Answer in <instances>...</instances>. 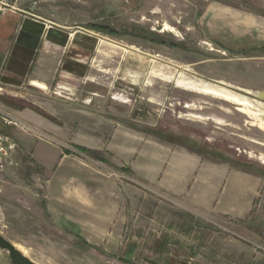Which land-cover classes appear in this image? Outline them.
Masks as SVG:
<instances>
[{
  "label": "rangeland",
  "instance_id": "374dc122",
  "mask_svg": "<svg viewBox=\"0 0 264 264\" xmlns=\"http://www.w3.org/2000/svg\"><path fill=\"white\" fill-rule=\"evenodd\" d=\"M15 6L54 39L55 30L70 37L35 53L14 37L0 41V71L12 81L0 84V106L16 118L12 109L30 113L26 131L0 126L18 143L17 164L0 172L1 234L9 240L12 227L38 264H264V129L234 103L175 81L183 70L264 102L256 96L264 8L254 0ZM229 17L250 25L233 27ZM54 176L80 194L85 218L96 209L106 239L46 225L29 208ZM0 264H12L1 249Z\"/></svg>",
  "mask_w": 264,
  "mask_h": 264
},
{
  "label": "crops",
  "instance_id": "0c3cea01",
  "mask_svg": "<svg viewBox=\"0 0 264 264\" xmlns=\"http://www.w3.org/2000/svg\"><path fill=\"white\" fill-rule=\"evenodd\" d=\"M254 2L264 8V0H254ZM15 11L25 13L24 11L20 10ZM15 11L7 8L0 9V41H6L14 37V42H16V36L20 31L25 32L26 36L34 35L36 32L34 26L38 24L37 20L32 19L24 14L16 13ZM26 22L31 26L28 28L23 27ZM227 22L232 24L233 27L238 26L239 28H247L250 25L248 19L241 20L235 17L227 18ZM49 28L50 26L46 27V24L43 23V30L40 35L41 42L37 48V51L41 45L44 44V42L55 43L46 39L45 31H47ZM261 28L264 30V25ZM20 49L24 50L23 47H20ZM4 59L5 56L2 58L0 57V69L3 68ZM8 78L9 77H7V75H4L3 72L0 71V84L10 85L12 81ZM32 84H37V86L42 85L43 87L40 88H45L43 84L38 83L35 80L32 81ZM11 111L23 122H29L28 115L30 113L25 109H12ZM40 163L43 164V166H46L44 162L40 161ZM69 185H71L70 181L68 182L66 178L54 176L45 179L43 183V197H38V194L33 195L34 197L32 196V199L29 197L27 202L32 201L29 208L40 213L42 219L44 220V224L52 225L57 227V229L59 227L63 229H69V232L78 234L79 236L86 235L87 238H90L94 242L96 241L98 244L99 241L106 239L105 234L107 231L103 228H100L101 221L99 219L100 217L98 213H96V209L93 214L90 213V215L86 216L85 218L83 215L84 207L82 197L79 193H76V189H68ZM21 199L22 198H20V200ZM93 208L94 207L91 205V209ZM102 222L104 223V221ZM10 232L11 237L9 238V241L14 244V246L19 251H21L23 248L16 245L15 241H18V238L15 237L12 227L10 228ZM114 234L116 233L114 232ZM27 248H30V246H27Z\"/></svg>",
  "mask_w": 264,
  "mask_h": 264
},
{
  "label": "bare ground",
  "instance_id": "6f19581e",
  "mask_svg": "<svg viewBox=\"0 0 264 264\" xmlns=\"http://www.w3.org/2000/svg\"><path fill=\"white\" fill-rule=\"evenodd\" d=\"M165 29L173 31L170 27H165ZM135 80L136 77L133 81ZM175 81L178 86H181L184 89L205 95H213L234 103L240 111L246 113L254 123H258V125L264 129V102L260 103L259 101H253L245 95L222 86V84L220 85L204 81L184 72L183 70L178 72ZM256 96L259 100L264 101V91H258Z\"/></svg>",
  "mask_w": 264,
  "mask_h": 264
},
{
  "label": "built area",
  "instance_id": "2783aa9c",
  "mask_svg": "<svg viewBox=\"0 0 264 264\" xmlns=\"http://www.w3.org/2000/svg\"><path fill=\"white\" fill-rule=\"evenodd\" d=\"M18 0H0V9L16 10L15 4ZM0 126L7 128H16L22 131L29 129L28 124H25L18 118L12 116L7 110L0 106ZM18 150L17 141L10 135L3 133L0 130V172L6 167L16 165L15 154Z\"/></svg>",
  "mask_w": 264,
  "mask_h": 264
},
{
  "label": "water",
  "instance_id": "95a60500",
  "mask_svg": "<svg viewBox=\"0 0 264 264\" xmlns=\"http://www.w3.org/2000/svg\"><path fill=\"white\" fill-rule=\"evenodd\" d=\"M54 33V30L52 28L47 29L45 31L46 39L51 40L52 42H55L63 47L67 45V40L70 37V34L68 33H62L58 30H55V35L60 36L59 39H54L52 37V34ZM0 249L4 250L8 253V256L10 258V261L12 264H38L34 262L33 260L26 257L21 251H19L14 244H12L9 240H7L1 233H0ZM180 264H191L188 262H180Z\"/></svg>",
  "mask_w": 264,
  "mask_h": 264
},
{
  "label": "flooded vegetation",
  "instance_id": "af4514ba",
  "mask_svg": "<svg viewBox=\"0 0 264 264\" xmlns=\"http://www.w3.org/2000/svg\"><path fill=\"white\" fill-rule=\"evenodd\" d=\"M37 25L34 26L36 32L34 35L26 36L25 32L20 31L16 36V43L24 48V52L27 50L31 51L32 53L37 52V48L40 45V35L43 30V23L37 21ZM31 25L27 22L23 25V27H30Z\"/></svg>",
  "mask_w": 264,
  "mask_h": 264
},
{
  "label": "trees",
  "instance_id": "16d2710c",
  "mask_svg": "<svg viewBox=\"0 0 264 264\" xmlns=\"http://www.w3.org/2000/svg\"><path fill=\"white\" fill-rule=\"evenodd\" d=\"M98 30H101V31H104V32H107V33H113L112 31H111V29H109V28H107V27H104V26H97L96 27ZM78 149L80 150V151H84V152H89V150L88 149H86L85 147H81V146H78Z\"/></svg>",
  "mask_w": 264,
  "mask_h": 264
}]
</instances>
